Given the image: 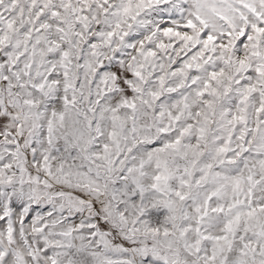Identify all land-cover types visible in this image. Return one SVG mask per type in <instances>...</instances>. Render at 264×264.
Instances as JSON below:
<instances>
[{"label":"snow or ice","instance_id":"snow-or-ice-1","mask_svg":"<svg viewBox=\"0 0 264 264\" xmlns=\"http://www.w3.org/2000/svg\"><path fill=\"white\" fill-rule=\"evenodd\" d=\"M0 264H264V0H0Z\"/></svg>","mask_w":264,"mask_h":264}]
</instances>
